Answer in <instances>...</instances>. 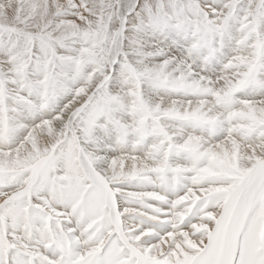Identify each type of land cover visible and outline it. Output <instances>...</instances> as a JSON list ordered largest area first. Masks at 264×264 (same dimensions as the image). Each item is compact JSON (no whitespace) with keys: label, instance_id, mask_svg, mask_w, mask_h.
Wrapping results in <instances>:
<instances>
[{"label":"snow or ice","instance_id":"obj_1","mask_svg":"<svg viewBox=\"0 0 264 264\" xmlns=\"http://www.w3.org/2000/svg\"><path fill=\"white\" fill-rule=\"evenodd\" d=\"M0 264H264V0H0Z\"/></svg>","mask_w":264,"mask_h":264}]
</instances>
